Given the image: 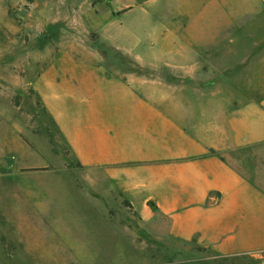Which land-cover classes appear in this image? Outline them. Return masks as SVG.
Masks as SVG:
<instances>
[{"label":"rangeland","instance_id":"obj_1","mask_svg":"<svg viewBox=\"0 0 264 264\" xmlns=\"http://www.w3.org/2000/svg\"><path fill=\"white\" fill-rule=\"evenodd\" d=\"M192 2L0 0V264H264L258 223L244 233L186 207L177 160L86 157L157 153L165 117L178 147L180 82L202 79L203 56L190 59L211 46ZM150 85L151 138L130 96ZM108 117L126 132L113 148L85 129Z\"/></svg>","mask_w":264,"mask_h":264},{"label":"crops","instance_id":"obj_2","mask_svg":"<svg viewBox=\"0 0 264 264\" xmlns=\"http://www.w3.org/2000/svg\"><path fill=\"white\" fill-rule=\"evenodd\" d=\"M194 4L202 8L197 10L196 23L201 26L194 38L210 39L211 46L195 48V59H190L196 62L203 56L196 75L202 79L180 82L181 104L186 106L180 109L178 147L173 146L172 120L165 117L169 136L158 148L167 154L159 150L151 154L150 143L119 147L115 153L102 149L98 156L91 150L86 157L114 165L141 158L163 160L165 165L177 160L174 175L187 208L195 205L196 214L207 223L210 214L218 216V225L226 216H235L236 228L244 233L255 231L252 225L258 223L257 244L264 246V0H195ZM192 51L179 49L181 71L188 69L187 65L184 69L183 57ZM205 70L211 71V77L204 79L209 74ZM119 85L123 87V81ZM132 93L140 101V114L151 138V105L147 103L151 85ZM117 120L98 123L91 119L85 129L113 148L112 143L126 135L119 128L121 119Z\"/></svg>","mask_w":264,"mask_h":264}]
</instances>
